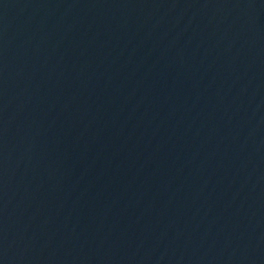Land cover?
Listing matches in <instances>:
<instances>
[{
  "label": "water",
  "instance_id": "95a60500",
  "mask_svg": "<svg viewBox=\"0 0 264 264\" xmlns=\"http://www.w3.org/2000/svg\"><path fill=\"white\" fill-rule=\"evenodd\" d=\"M0 264H264V0H0Z\"/></svg>",
  "mask_w": 264,
  "mask_h": 264
}]
</instances>
